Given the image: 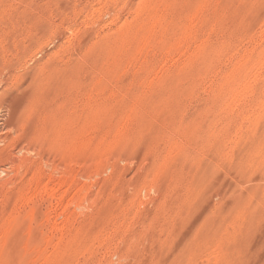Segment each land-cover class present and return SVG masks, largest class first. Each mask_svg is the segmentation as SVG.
<instances>
[{
    "label": "rangeland",
    "instance_id": "374dc122",
    "mask_svg": "<svg viewBox=\"0 0 264 264\" xmlns=\"http://www.w3.org/2000/svg\"><path fill=\"white\" fill-rule=\"evenodd\" d=\"M0 264H264V0H0Z\"/></svg>",
    "mask_w": 264,
    "mask_h": 264
}]
</instances>
